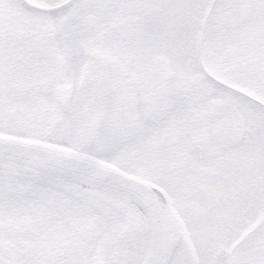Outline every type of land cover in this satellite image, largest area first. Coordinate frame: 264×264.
<instances>
[{
	"label": "snow or ice",
	"instance_id": "obj_1",
	"mask_svg": "<svg viewBox=\"0 0 264 264\" xmlns=\"http://www.w3.org/2000/svg\"><path fill=\"white\" fill-rule=\"evenodd\" d=\"M0 264H264V0H0Z\"/></svg>",
	"mask_w": 264,
	"mask_h": 264
}]
</instances>
